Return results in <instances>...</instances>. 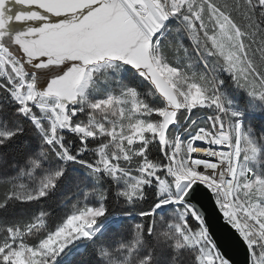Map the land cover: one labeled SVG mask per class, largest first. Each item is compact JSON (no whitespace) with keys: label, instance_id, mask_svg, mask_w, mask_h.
I'll return each mask as SVG.
<instances>
[{"label":"snow or ice","instance_id":"obj_1","mask_svg":"<svg viewBox=\"0 0 264 264\" xmlns=\"http://www.w3.org/2000/svg\"><path fill=\"white\" fill-rule=\"evenodd\" d=\"M231 246L264 264V0H0V264Z\"/></svg>","mask_w":264,"mask_h":264},{"label":"trees","instance_id":"obj_2","mask_svg":"<svg viewBox=\"0 0 264 264\" xmlns=\"http://www.w3.org/2000/svg\"><path fill=\"white\" fill-rule=\"evenodd\" d=\"M73 196V192L68 189H62L55 198L54 201H46L41 205L34 206L33 210H38L39 207H45L50 208L54 212L55 217H59L62 215L65 211H67L66 207H62L61 205L64 203L65 198H67V204H69L70 197ZM118 211V209H117ZM130 223V222H128Z\"/></svg>","mask_w":264,"mask_h":264},{"label":"water","instance_id":"obj_3","mask_svg":"<svg viewBox=\"0 0 264 264\" xmlns=\"http://www.w3.org/2000/svg\"><path fill=\"white\" fill-rule=\"evenodd\" d=\"M207 206L209 207L210 210H213L212 205L208 202ZM215 214V212H214ZM229 252L231 254V256L233 257V259L236 261V264H245V254L243 252V250L237 246H231L229 248Z\"/></svg>","mask_w":264,"mask_h":264},{"label":"rangeland","instance_id":"obj_4","mask_svg":"<svg viewBox=\"0 0 264 264\" xmlns=\"http://www.w3.org/2000/svg\"><path fill=\"white\" fill-rule=\"evenodd\" d=\"M74 196H72V197H70V201H69V204H68V206L70 207L71 206V203H74Z\"/></svg>","mask_w":264,"mask_h":264}]
</instances>
